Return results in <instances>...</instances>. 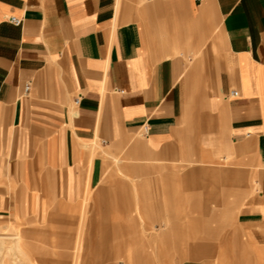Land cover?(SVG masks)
Instances as JSON below:
<instances>
[{
  "label": "crops",
  "instance_id": "crops-1",
  "mask_svg": "<svg viewBox=\"0 0 264 264\" xmlns=\"http://www.w3.org/2000/svg\"><path fill=\"white\" fill-rule=\"evenodd\" d=\"M76 221L129 240L83 264H264V0H0V238Z\"/></svg>",
  "mask_w": 264,
  "mask_h": 264
},
{
  "label": "rangeland",
  "instance_id": "rangeland-1",
  "mask_svg": "<svg viewBox=\"0 0 264 264\" xmlns=\"http://www.w3.org/2000/svg\"><path fill=\"white\" fill-rule=\"evenodd\" d=\"M87 214H88V212H87ZM77 218L79 219V217H77ZM31 228L33 230H35V224H32V225L27 224V229H31ZM110 229H111L110 224H107V223L106 224H94V223H89V222L83 223L81 221H79V222L76 221L73 225H71V228L69 230V234H67L66 225L60 224V228L58 229V238L57 239L47 238V237L40 239V237H35V235H34L35 233H31L30 235L27 236L26 242H24L25 239L23 238V243L27 247H25V248L22 247L24 250H26V253L24 252V255H25V258L29 262L28 263H26V262L22 263L21 262L19 264H33L32 260L35 261V258H36L34 256L35 255L34 254V252H35L34 248H36L38 246L46 248L47 251L53 250V251L58 252V253H68L69 257H71L68 260L70 262V264H83V262H84V259H83L84 246L89 241L94 242L93 249H95L96 251H100L102 249L101 252L103 251V249L104 250H106V249L110 250L111 249L110 243H112V242L117 244V246L115 247L117 249L120 247V246H118L120 242H121V244H123L124 242L129 243L128 239H123V238H120L117 240L112 239V240L108 241L107 237L111 235L109 233L111 231ZM19 234H21V233L17 232L16 235L18 236ZM67 235L69 236V238L67 237ZM11 240L15 241V239H11ZM99 241L102 242L104 244V246L100 247L99 243H98ZM41 243H43V244H41ZM130 247L131 246H129V247L124 246L120 251L118 250L116 252V253H118V255H116V258L114 259V264H129V262H130L129 260H131V253H132V250ZM78 249H80V251H79V259L77 260L76 256L78 255V252H77ZM61 256L62 255L58 254L56 256V258L58 259L59 262H62L63 260L61 261V259L64 258V261L62 262V264H63V263H65V255H63V257H61ZM221 257L224 259V262L220 261V264H232V260H231L232 256L231 255L220 256V260H221ZM132 258H133V255H132ZM5 260H7L11 264H13L12 257L8 253H6L4 259L0 262V264H3ZM36 262L38 263L37 260H36Z\"/></svg>",
  "mask_w": 264,
  "mask_h": 264
},
{
  "label": "bare ground",
  "instance_id": "bare-ground-1",
  "mask_svg": "<svg viewBox=\"0 0 264 264\" xmlns=\"http://www.w3.org/2000/svg\"><path fill=\"white\" fill-rule=\"evenodd\" d=\"M118 161V160H117ZM21 235V234H20ZM8 240V239H7ZM11 240V239H10ZM23 240H22V238L21 237H19V235H18V237L15 239V241L13 242V243H11L10 241H8V242H6L5 243V246H6V249H5V252L3 253V255L1 254L2 253V248H0V254L2 255V260L4 259V257H5V255H6V253H8V254H10V256L12 257V262H13V264H19V263H24V262H26V263H28L29 261L25 258V255H24V251H23V248L22 247H24V246H22L23 244V242H22ZM79 243V242H78ZM41 244H43V243H41ZM2 245V244H1ZM25 245V244H24ZM27 245V244H26ZM78 246V245H77ZM2 247V246H1ZM27 247V246H26ZM39 247V246H38ZM80 248V247H79ZM37 248H34V250H36ZM40 250H42V249H40ZM37 251V250H36ZM43 251V250H42ZM79 251H80V249H78L77 250V252H78V255L76 256V259L78 260L79 259ZM14 252V253H13ZM94 252V251H93ZM82 253V252H81ZM77 254V253H76ZM75 254V255H76ZM35 256V255H34ZM56 256H57V254H56ZM36 257V256H35ZM41 257V256H40ZM61 257H63V256H61ZM21 258V259H20ZM38 259V258H37ZM41 259V258H40ZM92 259H94V258H92ZM132 259V258H131ZM1 260V261H2ZM43 260V259H42ZM130 261V260H129ZM32 262H33V264L35 263V264H38L37 262H36V260L34 261V260H32ZM104 262H106L105 260L103 261V263ZM131 262V261H130ZM129 262V263H130ZM3 264H11L10 262H8L7 260H5L4 261V263ZM105 264V263H104ZM132 264V263H131Z\"/></svg>",
  "mask_w": 264,
  "mask_h": 264
},
{
  "label": "built area",
  "instance_id": "built-area-1",
  "mask_svg": "<svg viewBox=\"0 0 264 264\" xmlns=\"http://www.w3.org/2000/svg\"><path fill=\"white\" fill-rule=\"evenodd\" d=\"M195 1H198V0H195ZM10 21H11V23H13V24L16 25V26H20V25H21V21L18 20V19L11 18ZM28 90H29V86L26 87V91H28ZM231 96H232V97H238V96H239V93H238L237 91H234V92L231 93ZM79 102H80V98H78V99L76 100V103H79Z\"/></svg>",
  "mask_w": 264,
  "mask_h": 264
},
{
  "label": "water",
  "instance_id": "water-1",
  "mask_svg": "<svg viewBox=\"0 0 264 264\" xmlns=\"http://www.w3.org/2000/svg\"><path fill=\"white\" fill-rule=\"evenodd\" d=\"M8 241H10L11 243H13L14 241L13 240H10V239H1L0 238V248H2V255H3V253L5 252V249H6V246H5V243L6 242H8ZM2 244V245H1ZM2 246V247H1ZM14 253V252H13ZM0 254V262H1V260H2V255Z\"/></svg>",
  "mask_w": 264,
  "mask_h": 264
}]
</instances>
